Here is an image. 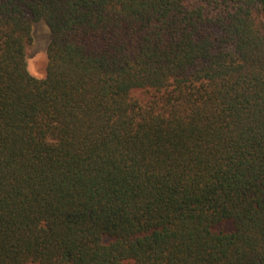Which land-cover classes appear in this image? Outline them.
<instances>
[{"label":"trees","instance_id":"16d2710c","mask_svg":"<svg viewBox=\"0 0 264 264\" xmlns=\"http://www.w3.org/2000/svg\"><path fill=\"white\" fill-rule=\"evenodd\" d=\"M0 264H264V0H0Z\"/></svg>","mask_w":264,"mask_h":264},{"label":"rangeland","instance_id":"374dc122","mask_svg":"<svg viewBox=\"0 0 264 264\" xmlns=\"http://www.w3.org/2000/svg\"><path fill=\"white\" fill-rule=\"evenodd\" d=\"M50 39V30L44 22L32 25V42L26 51V63L28 72L35 78L42 79L46 75V51Z\"/></svg>","mask_w":264,"mask_h":264}]
</instances>
